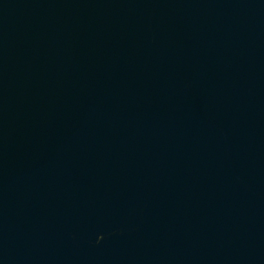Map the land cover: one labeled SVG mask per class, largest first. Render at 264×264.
Returning a JSON list of instances; mask_svg holds the SVG:
<instances>
[{"label": "water", "instance_id": "95a60500", "mask_svg": "<svg viewBox=\"0 0 264 264\" xmlns=\"http://www.w3.org/2000/svg\"><path fill=\"white\" fill-rule=\"evenodd\" d=\"M0 264H264V0H0Z\"/></svg>", "mask_w": 264, "mask_h": 264}]
</instances>
